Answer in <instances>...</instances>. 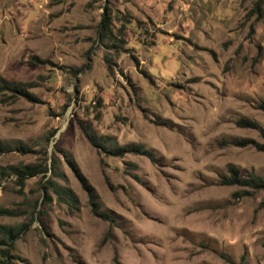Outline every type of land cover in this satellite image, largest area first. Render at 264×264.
Returning <instances> with one entry per match:
<instances>
[{
  "label": "rangeland",
  "instance_id": "rangeland-1",
  "mask_svg": "<svg viewBox=\"0 0 264 264\" xmlns=\"http://www.w3.org/2000/svg\"><path fill=\"white\" fill-rule=\"evenodd\" d=\"M256 1L0 0V84L27 93L0 87L12 264H264V189L222 182L264 176Z\"/></svg>",
  "mask_w": 264,
  "mask_h": 264
},
{
  "label": "trees",
  "instance_id": "trees-1",
  "mask_svg": "<svg viewBox=\"0 0 264 264\" xmlns=\"http://www.w3.org/2000/svg\"><path fill=\"white\" fill-rule=\"evenodd\" d=\"M260 2L261 0H257L256 1V7L258 12L260 13L261 7H260ZM112 18L113 15L109 12H103L102 13V18L101 21L99 23L98 26V36L99 38H101L102 40L107 39V40H111L112 38L115 39V36L113 37V33H112ZM111 46L115 47L117 46L116 43L111 44ZM0 87H3L4 89L13 91V92H17L20 95H27L26 93V89L22 88L20 86L19 83H7V84H0ZM260 108H262L264 110V104H261ZM237 123L241 126H254L253 124H255L253 121L251 120H247V119H239L237 120ZM246 139H240V140H236L235 142H233V144H245L247 143L245 141ZM251 142V141H250ZM4 148L1 147L0 145V151H3ZM131 151L134 150L136 152H139L138 149L130 147L128 149H116L113 153H117L118 155H121L123 152L125 151ZM10 170L13 174H15L20 182V184H23L24 180L27 178V176H31L34 175L40 171H36L34 170V168L30 165H13L10 166ZM222 182L224 184H235L237 186H242L245 188H249L252 189L253 191H257L260 189H264V176L263 177H259L256 176L255 174H245L244 172H242L240 169H236L235 167L230 166L229 167V176L222 177ZM51 187V185H50ZM54 187V186H53ZM56 189V188H55ZM55 189L53 188V190L55 191ZM246 192V191H244ZM55 193L57 194V198L58 199H62V196H60V192L55 191ZM92 213L94 215H98L97 211H96V205L95 203H92V209H91ZM4 213H9L10 211L8 210H4ZM26 227H24L25 229ZM23 229V230H24ZM110 234V229L107 230V232L105 233L102 242L109 236ZM19 236V232L16 230H13L11 228H6L4 230L1 231V235H0V264H12L13 260H12V242L14 241L15 238H17ZM112 236V235H111ZM264 245V243H263ZM74 260L78 263L81 264V261L79 260V255H76L75 257H73Z\"/></svg>",
  "mask_w": 264,
  "mask_h": 264
}]
</instances>
